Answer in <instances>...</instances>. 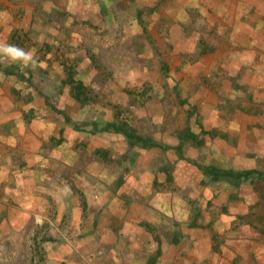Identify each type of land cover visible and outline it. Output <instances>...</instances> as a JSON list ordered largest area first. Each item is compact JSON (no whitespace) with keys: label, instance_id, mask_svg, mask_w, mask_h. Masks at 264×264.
Masks as SVG:
<instances>
[{"label":"crops","instance_id":"1","mask_svg":"<svg viewBox=\"0 0 264 264\" xmlns=\"http://www.w3.org/2000/svg\"><path fill=\"white\" fill-rule=\"evenodd\" d=\"M31 20L72 33L48 49L58 60L41 45L17 46L34 50L26 67L0 56V245L51 224L59 245L121 264H264V0H0V44ZM128 42L146 131L118 125L124 106L95 80L97 56Z\"/></svg>","mask_w":264,"mask_h":264},{"label":"rangeland","instance_id":"2","mask_svg":"<svg viewBox=\"0 0 264 264\" xmlns=\"http://www.w3.org/2000/svg\"><path fill=\"white\" fill-rule=\"evenodd\" d=\"M36 8L37 7L28 5L27 12L29 19H35L37 17V13L35 11ZM8 25L11 28V34L14 33L11 39V43L13 45L28 48L35 47V45H41L46 52L40 54L39 56L42 57L43 60L49 58V61L54 58L58 60L59 58L57 55L54 57L51 56L50 53H48V49L55 45H66L68 42H70V34L72 33L71 30L65 29V33L67 35L66 39H53L55 33L54 30H61L60 28L65 26V23L59 21L35 22L34 20H31V22H27V24L23 21H12ZM71 40L74 42L78 41H76V39ZM131 49L132 44L128 42L123 45V53H115V51L113 52L109 50V53L99 54L96 60L100 61L101 63L103 62L105 65H107V67L103 70H100L99 73L96 74L95 80L104 81L105 84L104 87H102L101 89L102 92L107 95V97L113 99L118 104H122L124 106V112L122 115L123 118L122 120H119L118 125L123 122V124L126 126H134L140 129L141 131H146L147 128L146 125L143 123L142 119H140L139 117H135L133 111L131 110V107L136 104V100L134 98V90L137 89L136 86H133L131 81V79L135 77V73L137 70L136 68L132 67L131 63L133 60L137 62V60L141 58L138 55H134ZM77 56L81 62V66L80 71L77 72L76 75H78L81 81H87L88 78L92 75L87 65L83 63L82 55L78 54ZM120 63H124V70L122 71V73L120 72V69H116L115 67L116 64L119 65ZM52 74L53 76L56 75L55 72H52ZM54 78H58V76H55ZM119 79H123L125 82L124 96H120V94L116 93V89H120V86L119 84L116 86L114 83L115 81H119ZM41 82L43 84L38 86L39 89L42 90L45 94H52V88L54 86L51 84L52 81L48 78V76H46L45 79L42 78ZM16 87L19 88L20 86L17 85ZM72 88L75 89L77 88V86H73ZM61 89L65 90L67 89V87H62ZM75 90L78 94L85 93L83 85L80 86L78 90ZM89 93L94 95V92H92V90ZM89 93L87 94L89 95ZM149 154L145 152L140 153L139 158L147 160V158L150 156ZM263 201L264 197L262 198V205H258L261 206V213L254 214V216L256 217L257 224L261 225V239H264ZM11 219L13 222L17 221V223H19V221H23V218L18 215H12ZM51 227V224H45L41 229H31L29 231V233L31 234L30 238L13 237L10 240L11 243H9L8 240H5L6 243L8 242V244L0 245V264H121L113 259V256L108 249L98 247L90 253L84 245H59L58 243L60 242L58 238H53V232L50 229ZM13 231H17V229ZM68 232L69 231L65 229L62 231V233H65L67 235ZM129 232L130 236L132 238L134 237L132 239L133 244L136 240L140 239L141 235H138V232ZM69 233L73 235V232L70 231ZM57 234L58 233L54 234V237H56ZM130 246L134 249L133 245ZM237 248H240L241 250L247 249L246 246ZM135 258H138L139 260V255H136ZM258 258L260 259V257Z\"/></svg>","mask_w":264,"mask_h":264},{"label":"clouds","instance_id":"3","mask_svg":"<svg viewBox=\"0 0 264 264\" xmlns=\"http://www.w3.org/2000/svg\"><path fill=\"white\" fill-rule=\"evenodd\" d=\"M0 56L7 58L13 63L19 62L24 67L28 66L29 63H35L34 50L26 52L11 44H0Z\"/></svg>","mask_w":264,"mask_h":264},{"label":"trees","instance_id":"4","mask_svg":"<svg viewBox=\"0 0 264 264\" xmlns=\"http://www.w3.org/2000/svg\"><path fill=\"white\" fill-rule=\"evenodd\" d=\"M80 86H82V85H81V84L78 85L77 88H75V89L78 90V89L80 88ZM255 174H258V176H259L260 178H262V179L264 178V175H262L261 173H255ZM261 176H263V177H261Z\"/></svg>","mask_w":264,"mask_h":264}]
</instances>
